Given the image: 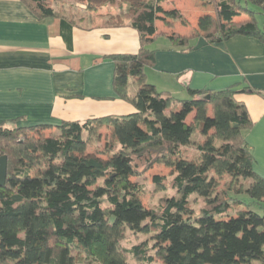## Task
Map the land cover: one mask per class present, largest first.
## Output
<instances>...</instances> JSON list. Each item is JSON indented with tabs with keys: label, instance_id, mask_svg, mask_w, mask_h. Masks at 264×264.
<instances>
[{
	"label": "trees",
	"instance_id": "1",
	"mask_svg": "<svg viewBox=\"0 0 264 264\" xmlns=\"http://www.w3.org/2000/svg\"><path fill=\"white\" fill-rule=\"evenodd\" d=\"M23 1L39 20L58 16L50 0ZM165 1H143L127 14L139 35L136 54L105 57L114 64V92L130 101L135 113L55 127L0 125V156L7 159L0 187V264H133L128 256L137 264L154 259L162 264H264V180L254 173L245 142L253 125L245 106L231 89L189 90L190 99L176 100L146 83L145 69L154 63L148 46L163 35L156 22L170 18L185 24L178 10L162 9ZM243 1L264 15V0ZM210 4L213 15L198 17L190 36L168 37L175 47L191 51L190 41L200 37L206 44L235 35L263 39L254 10L236 0ZM242 12L248 17L237 20ZM129 79L137 87L132 99ZM100 128L109 139L100 152H106L105 160L87 154L91 140L101 141ZM189 150L195 159L186 158ZM141 157L152 158L148 166L172 171L169 184L166 177L152 178L158 190L169 187L176 193L159 210L144 206L142 188L132 182L139 175L133 159ZM224 177L236 186L219 191ZM194 196L204 203L198 215L190 203ZM126 230L151 234L153 246L124 249Z\"/></svg>",
	"mask_w": 264,
	"mask_h": 264
},
{
	"label": "crops",
	"instance_id": "2",
	"mask_svg": "<svg viewBox=\"0 0 264 264\" xmlns=\"http://www.w3.org/2000/svg\"><path fill=\"white\" fill-rule=\"evenodd\" d=\"M95 9L99 21L93 23L88 21L92 16L39 20L23 0H0V125L55 127L136 112L130 101L114 92V64L105 57L136 54L138 32L129 19L109 25ZM256 10L263 39L235 35L191 51L175 47L168 37L190 36L194 29L184 33L174 27L176 21H162L169 28L148 46L154 51V63L145 69V76L155 91L174 99L173 93L180 94L182 98L176 100L190 99L189 90L234 91L236 102L245 106L253 122L244 138L252 169L264 180V15ZM160 37L164 44L151 48ZM196 42L192 39L190 45ZM129 89L132 99L137 92L133 79L128 80Z\"/></svg>",
	"mask_w": 264,
	"mask_h": 264
},
{
	"label": "rangeland",
	"instance_id": "3",
	"mask_svg": "<svg viewBox=\"0 0 264 264\" xmlns=\"http://www.w3.org/2000/svg\"><path fill=\"white\" fill-rule=\"evenodd\" d=\"M146 0H50L49 5L53 7L55 12L58 15H66L70 18L79 19L84 18V16H92V18H89L88 21L90 23L99 21L98 14L96 12L95 8H99V16L104 17L108 20V22L111 23H122L124 20L128 19V13H132L137 8H139L141 2ZM220 1V0H218ZM240 4V6L247 7L251 10L257 11L255 8L251 6H246L243 0H236ZM162 9L164 11L170 12L174 9H177L180 11L184 18L183 21L175 20L177 24L174 25L175 28H177L179 31H183L184 33H188L191 30H193L196 27V21L198 17L201 15H213L214 9L212 4H210V0H166L162 4ZM97 16V17H96ZM161 16H164L161 14ZM248 17L247 14L242 12L239 16L236 17L237 20L239 19H246ZM256 18L260 19V16H256ZM168 23H172L173 20L170 18L166 19ZM157 28L158 32L167 30L169 27L166 24H163L162 21L157 22ZM176 31V30H175ZM164 39L160 37L157 39V41L152 44L151 48L155 49L160 47ZM148 82L150 83L151 77L148 76ZM129 94L132 95L131 89H129ZM173 96L176 99H181L182 97L178 93H173ZM181 97V98H180ZM187 123L191 122L190 117L187 118ZM101 135V141L96 142L95 140H91L88 144L87 148V154L90 156H96L98 158H101L105 160L107 158L106 152L105 154H100V152H104V147L107 141L109 139L106 136V131L102 128H100L99 131ZM45 135H50L47 131ZM201 137V136H199ZM196 139H198V136H196ZM186 158L189 160L195 159V153L193 150H189L185 153ZM152 160L151 157L149 159L147 157H141V158H134L133 163L137 166V170L139 172V175L134 177L132 179V182L138 183L142 188V193L140 196V199L144 206L159 210L161 207V202L163 200L169 199L171 197H176V193L174 190H171L169 187H167L164 191L158 190L153 181L152 178L154 176H161L166 177V183L169 184V182L172 180V171L169 168H166L165 166H162L160 164H152L151 166H148V163ZM227 184L230 185V188L233 189L236 184L230 183L229 179L227 177H224L220 181V185L218 187L219 191H222L225 189ZM243 188V185L240 187ZM231 196H232V191ZM237 197H240L241 199H246V196L244 194H237ZM191 207L193 208L194 214L198 215L201 211V209L204 207V203L201 199L197 197H191L190 198ZM229 215H233V210H229ZM146 243L148 247H152L154 244L153 237L151 234H137L133 233L131 231L126 230L124 239L121 242V245L124 249L129 250L133 246ZM128 262L137 264L138 261L135 260L133 257L128 256ZM148 264H162L160 261L154 259L152 262H149Z\"/></svg>",
	"mask_w": 264,
	"mask_h": 264
},
{
	"label": "water",
	"instance_id": "4",
	"mask_svg": "<svg viewBox=\"0 0 264 264\" xmlns=\"http://www.w3.org/2000/svg\"><path fill=\"white\" fill-rule=\"evenodd\" d=\"M206 46L205 40L200 37L197 39L193 50H198L202 47ZM6 167H7V159L6 156H0V187H3L6 181Z\"/></svg>",
	"mask_w": 264,
	"mask_h": 264
}]
</instances>
